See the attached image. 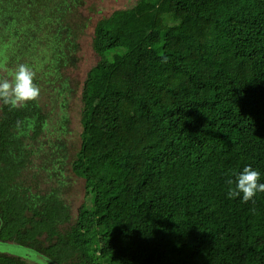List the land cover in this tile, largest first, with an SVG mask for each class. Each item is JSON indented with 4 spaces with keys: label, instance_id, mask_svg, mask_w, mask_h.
Here are the masks:
<instances>
[{
    "label": "trees",
    "instance_id": "obj_1",
    "mask_svg": "<svg viewBox=\"0 0 264 264\" xmlns=\"http://www.w3.org/2000/svg\"><path fill=\"white\" fill-rule=\"evenodd\" d=\"M86 1L0 0V65L28 64L40 88L18 108L0 101V244L53 264H264V192L228 196L246 166L264 183V0H137L97 13L71 161L88 196L73 218L26 169L37 156L58 176L51 150L67 149L56 139L42 152L41 96L71 93L88 29L72 17ZM0 264L33 263L0 252Z\"/></svg>",
    "mask_w": 264,
    "mask_h": 264
},
{
    "label": "rangeland",
    "instance_id": "obj_2",
    "mask_svg": "<svg viewBox=\"0 0 264 264\" xmlns=\"http://www.w3.org/2000/svg\"><path fill=\"white\" fill-rule=\"evenodd\" d=\"M137 0H87L81 5V10L76 16L72 17V21H76L81 17H84V23L88 29L79 35L81 47L79 51L74 53V56L78 59L79 65L74 66L75 72L69 71L72 90L71 93H67L63 96L65 99L51 102L49 94H43L41 96L43 104H45V112L50 113V118L44 130L42 141L45 144L44 150H49L52 145V141L60 139L65 143L66 151L59 152L57 149H52L51 153L58 154L59 158L55 163L56 166L50 165L49 168L53 169L50 172H57L58 176H54L51 179L46 178V174L40 171L39 159L37 156L33 159L35 165H28L26 172L29 174V179L32 178L31 173H38L39 189L42 191H54L58 190L60 197L71 207L73 218L77 217L78 208L85 202L88 196L85 189V181L78 178L72 171L71 161L76 151L80 147L82 126L80 121V113L82 108L81 101V79L82 74L98 60V56L93 52L91 44H89L90 27L93 24V20H96L98 12H107L117 8L132 7L136 4ZM84 76V75H83ZM65 103V106H60ZM65 118H61V117ZM63 119L67 121L64 122ZM37 165V167H35ZM36 188V186H35ZM0 252L8 253L14 256H20L26 258L33 264H53L46 260L39 254L29 253L28 249L16 246L13 244H0Z\"/></svg>",
    "mask_w": 264,
    "mask_h": 264
},
{
    "label": "clouds",
    "instance_id": "obj_3",
    "mask_svg": "<svg viewBox=\"0 0 264 264\" xmlns=\"http://www.w3.org/2000/svg\"><path fill=\"white\" fill-rule=\"evenodd\" d=\"M0 70L7 72L8 78H0V101L18 108L29 101H35L40 95V88L34 82L35 71L28 64H18L14 69L0 65ZM260 172L246 166L236 177L235 189L228 193L229 198L243 194V201L252 200L257 192H264V183L259 182ZM231 184L232 181L229 180Z\"/></svg>",
    "mask_w": 264,
    "mask_h": 264
}]
</instances>
